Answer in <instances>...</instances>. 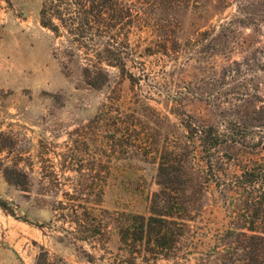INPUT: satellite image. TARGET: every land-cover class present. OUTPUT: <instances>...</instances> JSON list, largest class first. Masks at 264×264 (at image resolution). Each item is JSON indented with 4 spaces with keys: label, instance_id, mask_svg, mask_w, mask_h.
<instances>
[{
    "label": "rangeland",
    "instance_id": "374dc122",
    "mask_svg": "<svg viewBox=\"0 0 264 264\" xmlns=\"http://www.w3.org/2000/svg\"><path fill=\"white\" fill-rule=\"evenodd\" d=\"M145 1L151 3L149 20L132 30L125 50L127 69L139 83L131 85L109 68L107 82L90 88L81 77L83 56L67 57L63 39L41 27V0H0V145L10 153L0 155V264H36L44 253L65 264H130L114 226L104 238L78 241L74 216L60 208L71 205L72 189L89 200L96 167L102 209L119 219L148 214L158 189L155 149L174 131L162 119L168 108L158 77L166 67L169 81L196 91L204 76V66L194 61L188 67L181 60L173 70L169 60L146 56L153 39L148 25L165 26L191 58L195 32L233 12H214L209 7L216 0ZM14 160L21 170L17 185L3 177ZM89 207L79 209L85 221ZM201 224L221 229V208L208 207ZM140 251L137 264H154Z\"/></svg>",
    "mask_w": 264,
    "mask_h": 264
},
{
    "label": "trees",
    "instance_id": "16d2710c",
    "mask_svg": "<svg viewBox=\"0 0 264 264\" xmlns=\"http://www.w3.org/2000/svg\"><path fill=\"white\" fill-rule=\"evenodd\" d=\"M148 4L41 0L39 19L42 28L63 39V54L83 56L81 77L90 88L107 82L109 68L136 85L139 79L127 69L125 50L132 30L149 20ZM230 7L232 13L195 32L191 58L165 26L148 25L153 39L146 56L169 60L173 70L181 60L188 67L190 61L204 66L202 87L194 91L173 77L169 81L163 68L157 86L168 114L162 119L174 131L171 141L155 149L158 189L148 214L119 219L102 209L103 188L95 167L87 186L89 200H80L72 189L71 205L60 208L74 216L78 241L104 238L112 225L130 264H137L141 249L154 264H264V0H216L209 8L222 15ZM6 151L0 147V155ZM18 164L14 160L3 171L8 184L17 185ZM85 204L90 206L84 210L86 221L79 211ZM211 206L223 212L221 229L201 224ZM36 264L65 263L44 253Z\"/></svg>",
    "mask_w": 264,
    "mask_h": 264
}]
</instances>
